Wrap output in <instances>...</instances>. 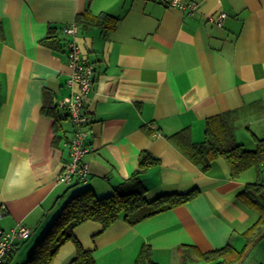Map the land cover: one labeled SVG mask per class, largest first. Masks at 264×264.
Returning <instances> with one entry per match:
<instances>
[{
    "label": "crops",
    "instance_id": "1",
    "mask_svg": "<svg viewBox=\"0 0 264 264\" xmlns=\"http://www.w3.org/2000/svg\"><path fill=\"white\" fill-rule=\"evenodd\" d=\"M179 1L0 0V231L30 230L13 240L4 264H25L73 193H112L144 152L156 158L140 175L146 198L196 194L135 225H78L73 234L96 264H135L143 246L158 264H264V217L244 192L264 186V165L231 177L224 159L204 171L187 153L223 122L245 148L264 137V0ZM72 23L77 33L64 34ZM51 34L58 48L43 42ZM71 39L93 64L81 126L92 151L84 180L58 182L76 130L61 105L77 88L66 83ZM74 253L65 241L50 264ZM125 253L132 262H97Z\"/></svg>",
    "mask_w": 264,
    "mask_h": 264
},
{
    "label": "trees",
    "instance_id": "2",
    "mask_svg": "<svg viewBox=\"0 0 264 264\" xmlns=\"http://www.w3.org/2000/svg\"><path fill=\"white\" fill-rule=\"evenodd\" d=\"M53 35H47L43 42L48 46L58 48L61 46V40ZM253 137L256 141L255 147L252 149L245 148L233 140L223 122L215 131H207L202 142L192 143L190 141L188 143L187 141V153L190 159L199 164L204 171L208 169L212 161L222 158L229 167L231 177H235L248 168H259L264 165V137L258 138L254 135ZM88 152L84 153L83 157ZM155 161L156 158H150L147 152H144L139 159V168L110 194L96 195L89 187L73 193L61 206L47 230L35 244L25 264H50L59 247L69 240L75 244V253L67 264H96L92 250L84 249L73 234V230L78 225L87 220H92L100 224L101 230H105L119 218L129 225H135L153 215L191 200L196 194V190L167 193L154 199L146 198L140 175L146 167ZM244 192L247 195V200L260 208V216L263 218L264 186L258 182H253L247 184ZM226 248L229 246L203 255L210 259L215 253L221 255ZM181 249H183L182 258L184 259L182 261H186L188 258L186 257V249L184 247ZM135 264L158 263L153 261L149 248L143 246L135 258Z\"/></svg>",
    "mask_w": 264,
    "mask_h": 264
},
{
    "label": "built area",
    "instance_id": "3",
    "mask_svg": "<svg viewBox=\"0 0 264 264\" xmlns=\"http://www.w3.org/2000/svg\"><path fill=\"white\" fill-rule=\"evenodd\" d=\"M162 1H166L172 6L180 5L179 0ZM223 16L224 14H221L220 18L222 19ZM62 31L64 34L74 36L77 33V25L74 23L69 24L63 27ZM67 57L72 71L66 83L71 88L74 85L77 88L71 92L68 100L61 102V105L66 108L76 130L71 140L65 142L69 149L70 160L67 167L57 176L58 182H71L74 177L84 180L87 177L88 165L83 161V154L92 149L85 144L88 133L81 130V126L89 121L86 112L83 110V97L89 92L94 81L93 64L81 57L79 48L73 39L67 43ZM2 215L3 213L0 211V218ZM29 233L30 230L25 226H19L7 233L0 231V264H4V259L11 252L13 240L16 238H27Z\"/></svg>",
    "mask_w": 264,
    "mask_h": 264
},
{
    "label": "rangeland",
    "instance_id": "4",
    "mask_svg": "<svg viewBox=\"0 0 264 264\" xmlns=\"http://www.w3.org/2000/svg\"><path fill=\"white\" fill-rule=\"evenodd\" d=\"M177 258H173L171 260V262H179L176 261ZM97 262H132V260L130 259V256L129 254L125 253V255L122 257L118 254H114V255H111V256H105L104 258H99L97 259ZM188 262H204L203 260H194V261H190V259H188Z\"/></svg>",
    "mask_w": 264,
    "mask_h": 264
}]
</instances>
